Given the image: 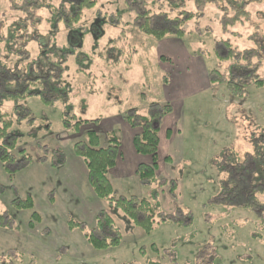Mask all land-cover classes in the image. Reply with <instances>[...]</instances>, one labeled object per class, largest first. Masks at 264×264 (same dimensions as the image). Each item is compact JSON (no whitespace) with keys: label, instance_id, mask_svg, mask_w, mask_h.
Listing matches in <instances>:
<instances>
[{"label":"rangeland","instance_id":"1","mask_svg":"<svg viewBox=\"0 0 264 264\" xmlns=\"http://www.w3.org/2000/svg\"><path fill=\"white\" fill-rule=\"evenodd\" d=\"M127 1L131 8L125 0H98L93 9L84 11L74 27L80 42L67 56L58 79L59 91L42 89L52 102L39 95L19 102L0 100V108L9 111L14 121L11 133L16 135L17 148L26 150L24 154L15 152L14 165L0 161V214L7 222V226H0V264H264V215L258 207L251 210L222 201L230 187V167L235 170L242 166L250 153L264 167V142L258 138L264 134V88L249 84L243 98H236L225 85L213 82V87L183 100L184 106L177 107L174 113L171 104L172 114L164 116L159 127L177 126L180 137L176 136L173 146V161L167 162V167L162 164L165 170L157 181L145 187L137 178L121 180L111 173L114 195L148 197L166 217L186 225L162 223L147 235L114 204L92 196L87 181H83V161L71 153V148L75 141L86 137L87 130L97 131L106 141L112 125L116 133H121L118 119H124L126 113L134 110L147 115L153 105L170 103L162 85L166 84L165 78L169 79L166 85H170L171 78L168 74L163 78L158 52L167 56L169 51L187 49L191 57L199 58L197 75H202V65H206L209 76L215 70L230 72L211 48L208 36H221L220 22L225 17H221V10L227 11L223 0H214L201 9L193 4L199 15L191 25L195 33L175 46L142 34L138 29L141 21L135 19L142 4ZM246 1L249 20L235 26L240 37L234 42L241 47L252 46L246 37L264 29V0ZM46 3L57 7L62 0ZM158 3L162 9L170 10L167 0ZM50 7L31 10L33 16L41 18L38 26L34 19L28 21L29 33L35 30L34 38L41 32L43 38L47 36L50 27L45 19L51 14ZM28 16L26 11L14 9L12 0H0V67L29 71L20 55L3 40L14 22L25 24ZM117 18L120 22H116ZM59 26L53 41L58 47L68 48L67 26L63 22ZM19 32L25 42L24 34ZM217 47L222 54L227 52L225 46ZM17 49L18 46L14 48ZM27 49L33 59L41 56L34 43H28ZM24 52L21 51L23 57L29 59ZM167 61L174 64L173 58ZM253 62V70L257 68L264 77V58H254ZM45 68L44 74L49 73ZM139 92H145L147 100H141ZM64 112L90 122L78 131L68 130L62 121ZM126 157L130 170L133 157ZM172 182L177 185L175 193L170 192ZM28 197L33 199L34 210L40 216L33 226L30 222L34 210H18L13 205L14 199ZM99 213L113 218L122 233L119 246L96 250L86 241L84 230L115 236L107 226L99 230ZM69 220L80 222L83 229L70 230ZM154 243L162 257L150 249Z\"/></svg>","mask_w":264,"mask_h":264},{"label":"trees","instance_id":"2","mask_svg":"<svg viewBox=\"0 0 264 264\" xmlns=\"http://www.w3.org/2000/svg\"><path fill=\"white\" fill-rule=\"evenodd\" d=\"M125 1L129 7V1ZM167 1L169 2L170 10L162 9V4H159L158 0H138V3L142 4V6L137 15H135V19L136 21H141L138 29L142 34L157 40H164L168 37L184 40L186 36L194 35L195 31L191 28V25L199 16L192 5L195 4L199 8L214 2V0ZM134 2H137V0H134ZM223 2L227 3L225 7L227 11L220 9L222 12V16H220L223 17L225 15L220 22L221 36L218 38L212 34H208V36L211 37V48L215 50L220 59L224 60L230 72L226 70L225 74L215 70L210 73V81L211 83L218 82L225 85L230 95L236 98H243L249 84L264 88V77L259 74L257 68L253 70L255 66L253 59L264 58V52H261L264 51V29L262 32L259 30L252 32L246 37L247 41L252 43V46L241 47L234 42V39L240 37V33L235 30V26L249 18L247 10L249 2L246 0H223ZM97 3L98 0H62V5L56 7L46 3V0H12L14 9L26 11L29 16L25 19V24L14 22L9 27V33L3 40L8 43L12 52L20 55L22 59L20 60L26 63L29 71L14 72L3 66L0 67L1 101L19 102V100L26 99L32 95H39L47 102L53 101L52 97L48 98L43 91L45 89V91L48 90L50 93L59 91L57 87L58 79L62 76L68 61L67 56L74 53L80 42L77 35L78 31L74 27L82 20L84 11L93 9ZM44 7L51 8L49 18L45 19L50 28L46 33V37L43 38L41 32V34H37V38H34L36 36L35 30L33 33H29L30 26H28V21L34 19V22L37 21L35 25L38 26L41 18L36 15L33 16L32 11ZM131 10L136 9L132 8ZM201 14H203V11ZM107 19L111 20L110 17H107ZM120 20L117 18L116 22H120ZM61 22L68 29V48L58 47L53 41L59 32ZM19 31L24 34L25 42L19 38L21 35ZM28 43H34L39 48L38 52L41 54L39 59L31 57V53L27 49ZM218 44L226 47L227 52L225 54L221 53L217 47ZM16 46H18V49L14 50ZM21 51H25L24 53L29 56V59L24 58ZM161 60L165 61L167 58L162 56ZM35 66L37 67L36 69H34ZM44 68L49 73L44 74ZM244 70H248L246 74H242ZM235 79H243L244 82L239 84ZM53 80H55L54 83ZM171 111V103L156 104L152 106L150 114L146 115L132 110L124 116L126 123L134 130L133 145L136 153L148 157L147 160L141 161L137 167L138 178L145 187L151 186L159 177V122ZM62 121L64 127L72 131H78L84 123L90 122V120H77L74 114L66 112H64ZM13 125L14 121L11 113L0 108V161L7 166L17 163L15 152H18V154L26 153L25 149L19 150L17 148L16 135L11 133ZM85 135L86 137L74 142L72 149L75 155L83 161L87 171L88 184L97 199L114 204L135 226L141 228L147 235H150L155 227L162 223H177L180 227L186 225L182 220L166 217L161 208L148 197L138 195L117 197L114 195V188L109 173L123 156L121 138L115 130L107 133L106 141L102 139L97 131L92 129L87 130ZM253 135L255 134L253 133ZM258 138H260L259 142H264V134ZM244 162L242 166H237L235 170L230 167V187H227L225 192L227 196H224L222 201L228 203V205H236L245 209L253 210L258 207L260 214L264 215V199L261 198L264 197V167L261 166V162H259L256 155L252 159L251 153L246 156ZM176 190L177 185L172 182L170 192L175 193ZM159 192L160 190H157L158 194ZM229 195L233 197L229 198ZM13 203L18 210H34L35 208L31 197L26 199L16 198ZM99 214L96 218L99 230L107 226L113 230L115 236H99L95 231L84 230L83 235L86 241L96 250H107L111 247L119 246L122 241V233L117 229L113 218L109 214H105L102 217ZM32 218L31 226L35 224L34 220L40 219L39 213L34 210ZM189 224L192 223L190 222ZM0 226H7L6 219L1 214ZM68 226L70 230L75 228L83 229L82 224L75 220H69ZM189 237L193 238L194 236L191 234ZM150 249L159 257H162L160 249L155 243Z\"/></svg>","mask_w":264,"mask_h":264},{"label":"crops","instance_id":"3","mask_svg":"<svg viewBox=\"0 0 264 264\" xmlns=\"http://www.w3.org/2000/svg\"><path fill=\"white\" fill-rule=\"evenodd\" d=\"M179 41H182V40H179L173 37L171 38L168 37L162 40L161 43L167 42L175 46V45H179L180 43ZM175 53H176L175 51L174 52L169 51V55L166 56V55H162L164 53L158 52L159 62H160L159 67H161L163 69V72H165L163 78L167 77V74L171 78L170 85H166L169 82V79L165 78L164 82H166V84L162 85V88L165 89L166 93L167 92L169 93V96L168 97L166 96V101L168 100L172 104L173 106L172 113L176 111L177 107L182 108V106H184L185 100H188L189 99L188 97H190L191 95L196 94L200 91L208 90L209 88L213 87L210 81L209 71L207 70L206 65H202V68H200L202 69V75L200 73L199 75H197L198 70L197 68H195V66L199 67L198 63H196L197 61H199V58L191 57L188 54L187 49L179 50L178 53L176 54ZM162 56L167 57V59L173 58L174 64L173 65L169 64L167 60L162 61L161 60ZM188 62L195 63V64H189ZM138 94L141 95L140 97L141 100H144V101L147 100V94L145 92L143 93L139 92ZM171 114H169V116ZM118 120L119 122H121L119 124H121L120 132L122 133V135L121 133H118V135L119 136L121 135L120 138H121V147L123 151V156L116 164L115 166L116 168L114 167L113 168L114 170L113 169L111 170L112 172L109 173V177L111 176V173H113L115 178L117 177V178H120L121 180L127 179V177H133L135 179L136 178L139 179L137 175V167H138V164L144 160L142 158L143 156L139 155L135 151V148L133 145L134 130L126 123L125 119H122V117ZM114 126L115 124L111 126L108 132L113 130ZM179 133H180V129L177 126L173 127V126L168 125V126L163 127V129H161V125H160L159 170H158L159 176H161V174L165 170L162 164H165V166L167 167L168 165L167 162L173 161L172 155L175 152L173 149V146H174V143H177L176 136L178 138L180 137ZM123 134L126 135V140H125V135ZM122 136H124V139ZM73 140H71V142ZM71 153L75 155L73 150H71ZM127 155L128 157L129 155L131 158L133 157L132 168L130 170L127 169L128 168V162L126 160ZM77 159H80V158L77 157ZM161 166H162V172H160ZM83 173H84L83 181L85 182L86 180L88 183L87 171H86L85 166L83 167ZM168 175L169 174L167 173V176ZM139 183H141L140 180H139ZM73 189L74 188H72V191L75 193V190ZM90 192L92 196H95L91 188H90Z\"/></svg>","mask_w":264,"mask_h":264}]
</instances>
